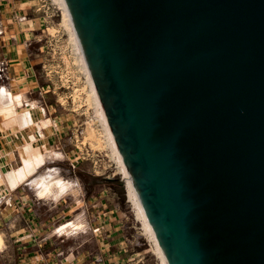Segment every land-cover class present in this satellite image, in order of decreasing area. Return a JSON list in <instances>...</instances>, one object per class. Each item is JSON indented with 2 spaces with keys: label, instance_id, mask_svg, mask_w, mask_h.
Wrapping results in <instances>:
<instances>
[{
  "label": "water",
  "instance_id": "water-1",
  "mask_svg": "<svg viewBox=\"0 0 264 264\" xmlns=\"http://www.w3.org/2000/svg\"><path fill=\"white\" fill-rule=\"evenodd\" d=\"M66 3L168 264H264V0Z\"/></svg>",
  "mask_w": 264,
  "mask_h": 264
},
{
  "label": "crops",
  "instance_id": "crops-1",
  "mask_svg": "<svg viewBox=\"0 0 264 264\" xmlns=\"http://www.w3.org/2000/svg\"><path fill=\"white\" fill-rule=\"evenodd\" d=\"M32 7V0H0V81L3 82L0 89L11 94L17 89L24 90L20 93L22 102L30 106L26 112L33 118L44 113L45 124L49 122L50 127L44 128L42 135L32 132L48 148L70 126L65 123L66 119L59 120L51 114L52 107L44 100L45 94L40 95L46 111L33 101L41 87L34 61L28 58L27 52V46L32 45L38 32L37 19L27 15ZM7 15L15 19L5 18ZM11 134L0 132V181L9 171L20 168L9 170L18 158V143L26 136L23 132ZM52 154L62 157L59 151ZM52 175L46 173L35 186L27 188L22 186L33 174L15 189L0 182V233L3 235L0 264H118V257L124 252L119 251L123 247L119 217L115 216L117 211L111 202L100 193L99 198L90 199L84 191L85 185L74 175L63 180L69 190L78 192L77 200L61 206L60 201L55 202L56 191L50 194L44 188V182Z\"/></svg>",
  "mask_w": 264,
  "mask_h": 264
},
{
  "label": "rangeland",
  "instance_id": "rangeland-1",
  "mask_svg": "<svg viewBox=\"0 0 264 264\" xmlns=\"http://www.w3.org/2000/svg\"><path fill=\"white\" fill-rule=\"evenodd\" d=\"M32 3L34 7L27 15L28 18L37 19L38 32L34 34L32 45L27 46V52L28 58L34 61V70L41 87L39 93L33 96V101L35 106L39 105L46 111V104H41V101L45 100L52 107L51 114L53 113L59 120L66 119L65 123L70 126V129H66L58 141L51 142L48 147L50 154L45 163L28 182L24 183L22 188L35 186L46 173L53 175L44 184L54 179H65L77 175L85 185L84 191L90 199L99 198L100 193L117 211L115 216L119 217V237L123 245L119 251L124 252L118 257V264H161L130 202L126 180L118 173L117 164L108 155L109 151L105 149L103 152H95L81 143L86 122L95 115L94 106L87 99L86 76L76 60L77 54L70 41L69 32L62 24V10L55 0H32ZM4 17L15 19L8 15ZM1 85L3 82L0 81V87ZM22 91L24 90L17 89V92L13 94L24 93ZM41 93L45 94L44 100ZM29 107L22 102L17 109L26 112ZM35 119L39 123L46 122L44 113H38ZM32 131L37 132L36 126L33 125ZM26 133L24 132L23 136ZM26 140L22 138L18 146L21 148L26 144ZM40 140L38 139L37 146L42 145L43 142ZM57 151L62 154V157H53L52 152ZM66 154H68L67 157H65ZM21 165L18 155L17 160L10 164L9 170L18 169ZM106 179H114V181ZM54 190H56L55 187H52L47 192L51 194ZM77 195V191L69 190L58 199L55 193V202L60 201L61 206H67L77 200Z\"/></svg>",
  "mask_w": 264,
  "mask_h": 264
},
{
  "label": "bare ground",
  "instance_id": "bare-ground-1",
  "mask_svg": "<svg viewBox=\"0 0 264 264\" xmlns=\"http://www.w3.org/2000/svg\"><path fill=\"white\" fill-rule=\"evenodd\" d=\"M55 1H57L60 9L62 10V24L69 32L70 41L77 54L76 60L78 61L81 70L86 76V84L88 87L87 99L94 106L95 115L89 120L87 119L88 121L84 126L81 143L95 152H103L105 149L109 151L108 155L117 164L118 173L126 180V190L128 192L130 202L136 211L138 219L142 222L145 233L152 242L154 250L160 258L161 264H168L117 147L108 119L99 100L66 0ZM65 62L68 63L67 59H65ZM21 103L22 97L20 94L15 95L0 89V132L5 134L12 132L18 135L21 132L28 133V135L27 133L25 134L27 143L22 145L23 147L21 146L19 149V157L22 162L21 167L16 171H9L8 174H6L5 179L0 181L2 183H7L10 189H15L21 183L26 181L30 175L34 174L40 168V166L45 163L47 157L50 154L46 145H36V143L39 141L31 130V126L34 125L36 126L37 132L42 135L43 129L48 126L50 127V123L48 122L49 125H47V123L45 124V122L39 123V121L31 117L28 112L19 111L17 108L21 105ZM52 187H55L56 189L54 191H56L55 193L57 198L69 191V186L63 179H54V181L45 184L44 188L46 191H48ZM2 244L3 235L0 233V246H2Z\"/></svg>",
  "mask_w": 264,
  "mask_h": 264
}]
</instances>
